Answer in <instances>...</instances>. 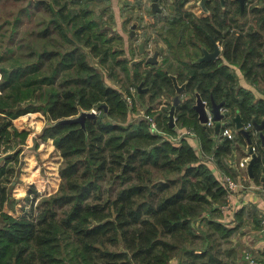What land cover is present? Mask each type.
I'll return each mask as SVG.
<instances>
[{
	"label": "trees",
	"instance_id": "1",
	"mask_svg": "<svg viewBox=\"0 0 264 264\" xmlns=\"http://www.w3.org/2000/svg\"><path fill=\"white\" fill-rule=\"evenodd\" d=\"M188 1L173 0L171 16L157 20L168 45L157 67L132 63L112 31L113 15L96 11L94 0H27L26 16H48L34 18L15 50L10 44L20 18L6 41L0 24V143L8 144L0 155V264H237L236 229L222 222L224 176H232L224 160L245 150L246 138L215 134L193 106L198 93L208 103L224 102L228 127L236 114L243 127L264 121V99L241 87L235 72L256 87L264 83V0H247L242 11L236 0H224V7L209 0V14L201 17L184 8ZM214 43L220 56L195 62ZM121 73L127 83L119 89L112 82L122 81ZM170 74L186 89L174 128L170 105L156 117L157 135L133 116L123 91L131 95L133 86L144 105L142 84L151 101H172ZM93 110L85 128L55 124ZM33 112L47 122L39 138L52 139L61 155V181L54 193L33 200L30 211L13 216L4 207L29 131L12 121ZM256 136L251 131L253 181L260 184L264 150Z\"/></svg>",
	"mask_w": 264,
	"mask_h": 264
},
{
	"label": "crops",
	"instance_id": "2",
	"mask_svg": "<svg viewBox=\"0 0 264 264\" xmlns=\"http://www.w3.org/2000/svg\"><path fill=\"white\" fill-rule=\"evenodd\" d=\"M123 1L124 0H110V15H113V28L112 31H115L117 34H119L123 40L125 41L127 45V41L131 40L133 36H130V33L126 31L127 29V18L123 16L122 7H123ZM129 1V0H128ZM153 2V0H152ZM165 2V0H158L159 7L161 8V3ZM192 3V4H191ZM191 5V7H188ZM172 6V9H171ZM108 7V6H107ZM168 9L167 13H158L153 11L152 9V3L150 5L149 10L147 11V14L150 18V20L153 22L154 20L163 19V17H169L171 16L170 12L173 10V5L171 1L168 2ZM195 7L198 8V10L201 12V14H196ZM185 9L190 10L194 12L197 16H206L208 15L205 11L202 10V8L198 5V2H195V0L188 1L185 6ZM162 9V8H161ZM98 11V10H96ZM164 12V10H163ZM160 15V16H159ZM146 19V18H145ZM164 22H162L163 24ZM134 25V24H132ZM132 28V26H131ZM161 38H160V36ZM159 35H157V42L155 43V49L159 51V55L157 57V62L162 63L163 62V56L168 53V45L166 43V39L164 36V32L161 30L159 31ZM125 50H130L132 54V49L125 46ZM128 55V54H127ZM138 58H140L139 48L137 46V54ZM132 57V56H131ZM157 67V65H147L143 63L141 67ZM160 66V65H158ZM238 78L239 85L251 92L255 95L257 99H264V83L261 82L259 87H256L254 84L252 85L248 81L245 80L243 75L238 71L235 70ZM144 88V87H143ZM139 92V91H138ZM140 94L144 93L142 100L144 101V104L147 106L144 109V105L140 101V109L146 110V108L152 109V104L156 99L153 101L150 100V94L148 93L147 88L142 89ZM163 97V96H162ZM157 99H160L157 98ZM152 111H150L151 113ZM164 112V111H163ZM163 112L158 113L156 116L158 117L160 114H163ZM139 113V112H138ZM135 113H133V116ZM141 114V113H140ZM139 114V115H140ZM168 122H169V112H168ZM45 117L39 113V112H33L28 113L25 115H22L18 117L17 119L13 121H18L22 119H26V123L22 124V128L20 130H26L29 131L28 138L31 137V144L33 143V140L35 138L37 142V147L35 149L36 153L38 154V157L43 161L42 166L48 164L44 173L47 174L45 179H43V175L41 174V166L38 165V157L28 156V160H25L24 165H29V169L32 171V173L24 172L21 173L22 176H19L16 186L13 188V197L15 199V202L13 203L12 210L15 211V214L9 213L13 216H18L17 214L21 215L28 211L30 207H25V209L21 208L19 210L18 206H21V203H23V199H20V195H28L29 189L27 188L28 185H25V183L21 184L19 181L26 182V184H35L34 190L37 194H35L34 197H30L29 199L31 201L38 200V198L51 194L50 192H55L60 184V176H59V170H58V164L61 159V155L59 151L55 148L53 145L52 139H48L46 141H43L42 139H39V134L41 133L42 129L45 127L47 122L41 121L40 118ZM156 118V117H155ZM33 123H36L35 128L33 127ZM31 125V126H30ZM34 128V131L30 129V127ZM231 129L234 131L237 130L235 128V124L233 126H230ZM214 129V125L212 127ZM236 132V131H235ZM254 135H257V133L254 131ZM237 133H235L236 135ZM191 141L195 144V149L199 150V144L197 142V138L194 136H190ZM27 138V142L28 139ZM257 139H259L258 135L256 136ZM29 144V143H28ZM33 151V150H32ZM53 151L57 153V158L55 159L54 164L51 162V160L47 159ZM246 149L240 150L236 148L235 150L231 151V153L228 154V156L224 160V165L228 169V171L232 174L225 175L224 177H232L234 180L239 182L240 186L237 188V190L233 193L226 194L225 196V204L221 207V211L223 212V218L222 222L227 225L229 228H235V232L233 233L231 237V247L236 252V262L237 264H253L251 263L250 259L255 262V264H264V229L261 226V218L264 216V184L261 179L260 184H257L253 181V178L249 177L248 171H247V165L245 167H242L240 165V160L243 159L246 156ZM60 158V159H59ZM32 159L34 160L32 162ZM59 159V160H58ZM58 160V161H56ZM53 165V166H52ZM33 166V167H32ZM35 169L34 171L32 170ZM23 170V169H22ZM218 174V172H217ZM218 176L221 177V174ZM261 177L264 178V175L261 171ZM49 191V192H48ZM49 193V194H48ZM27 199V198H26ZM32 203V202H31ZM15 204V206H14ZM27 204V202H25ZM7 206L5 207V211H7ZM10 208V206H9ZM177 259L171 260L170 264H177Z\"/></svg>",
	"mask_w": 264,
	"mask_h": 264
},
{
	"label": "rangeland",
	"instance_id": "3",
	"mask_svg": "<svg viewBox=\"0 0 264 264\" xmlns=\"http://www.w3.org/2000/svg\"><path fill=\"white\" fill-rule=\"evenodd\" d=\"M198 1L199 0H195V2H198ZM151 3H152V0H129V1L124 0L123 1L122 12H123V16L127 18V23H128L126 31L130 33L132 31V28H131L132 24L136 25L135 28L133 29L134 32H133V37L131 38V40L127 41V45L124 41V49H125V46H127L133 50L132 54H131L132 57L127 55L129 58H132L133 61L140 59L136 55L137 54V46L139 45V43H141V42L145 43L146 42L144 54L146 53V55L147 54L149 55V53H152V51H154L155 43L157 42V40H159V38H157V35H159V30H161L160 27L162 26L163 20L161 22L156 21V20H153V22H152L150 20L148 14H147V11L149 10ZM26 4H27V0H0V24L3 25L2 32L4 33V40L5 41L7 40L9 34L12 33V26H13L12 24L14 23L15 19L17 17L20 18V20L18 21V25H16V30L13 34V36H14L13 37L14 38L13 43L12 44L9 43L13 47L14 50L16 49L17 44L19 42V40H17V39L19 37H23L24 39H26L25 36H26L27 32L31 31L32 27H34V25L36 24V21L34 18H37V17L40 18V17H44V16L47 17L48 16L47 12L38 13L36 17L26 16V14H24V12L22 11V9L25 7ZM110 4H111L110 0H94V2L91 5H95V9L98 10V12L103 11L105 13L103 16L107 17V16H110V11H111V7L109 6ZM160 5H161L162 10L164 9V13H167L168 3L166 2V0H165V2H162ZM188 7H191V5H189ZM195 10H196V12H195L196 14H198V15L201 14V12L198 10V8L195 7ZM160 38H161V36H160ZM151 55L152 54H150L149 56H151ZM120 75H121L120 77H121L122 81H117V82L111 81L113 84H116L115 85L116 88H119V89H121V87H126L123 84L127 83L123 79L124 75L122 73ZM130 88H134V87L130 86ZM145 88L146 87H144V88L142 87L141 90L145 89ZM136 92H137V90H135L133 95H131L132 96L131 100H132V107L134 106V108L136 109V111L134 113L137 117V115H139L142 112L144 113L145 111L144 110L141 111V109H140V99L137 96ZM123 93H124V95H126L125 91H123ZM130 93H131V90H130ZM127 104L129 105L128 101H127ZM170 105H172V101L167 96H163V97L161 96L160 99H156V101L153 102V104L151 106L152 109L150 110V111H152L151 116L157 117L156 115L158 113L163 112ZM146 106L147 105L144 104V109ZM40 119H41V121L46 122V119H44L42 117ZM173 122L175 125V123H176V117L175 116H174ZM12 123L17 130L22 131V130H20V128L23 127L22 124L26 123V119H22V120H18V121H12ZM35 125H36V123H33L34 128H35ZM34 128L30 127V129L32 131H34ZM11 139L13 141H15L13 138H11ZM28 139H29L28 142L26 140V144L23 145L24 150L19 155L20 165H16V172H15L16 177H14L11 181L12 186H8L9 191H10L11 200H9L8 204H6L5 207L7 206V208H6L7 212L13 213V214H15V211L11 209L13 206V203L15 202V199H14L15 197L13 196L14 195L13 194V188L16 186L19 176H22L21 173L24 172V169L26 171L25 173H27V172L32 173V171L29 169V165H24L25 160H28L27 157L30 155L33 157L34 156L38 157V154L36 153L35 150L32 151L29 149V147H31V145H32L31 144V137H29ZM18 140L19 139H16V142ZM7 146H8V144L3 139V141L0 143V155H2V157L4 155H6V154H3V150H4V147H7ZM9 153H11V151ZM9 153H7V154H9ZM46 158L51 160V162L54 164L55 159L57 158V153L55 151H53ZM37 159L39 161L38 165L41 166V174L40 175H43V179L41 180V181H43L45 179V177L47 176V174L44 173V171H42V170L48 169V168H46V167H48L47 166L48 164H46V161H45V165L42 166L41 162L43 161L44 158L41 160L38 157ZM58 160H56V161H58ZM23 161H24V163H23ZM33 161L34 160L32 159V162ZM61 161H62V158L60 159V162L58 164V170H59V166H60ZM32 170L34 171L35 169L32 168ZM262 174H263V170H262ZM19 183H21V184L25 183V185H28L27 188L29 189L28 195H26V196L20 195V199H23V201H24L23 203H21V206H18L19 210H21V208L25 209V207H30V205L32 204L31 203L32 201L29 199V196L34 197L35 194H37V193L35 192V190L33 188L35 184H30V182H29V184H26V182H23V180L19 181ZM50 193H54V191L50 192ZM36 197L37 196H35V199H36ZM25 202H27V204H25ZM9 206H10V208H9ZM14 206H15V204H14ZM32 206H34V204ZM28 211H30V209H28ZM17 215H19V214H17Z\"/></svg>",
	"mask_w": 264,
	"mask_h": 264
},
{
	"label": "water",
	"instance_id": "4",
	"mask_svg": "<svg viewBox=\"0 0 264 264\" xmlns=\"http://www.w3.org/2000/svg\"><path fill=\"white\" fill-rule=\"evenodd\" d=\"M171 2L173 0H170ZM222 2V4L224 3V0H220ZM239 3L240 6V10L242 11L245 3L247 0H236ZM209 2V0H199L198 1V5L202 8L203 11L209 13V10L207 9V3ZM152 9L155 12L161 13L163 12V10L159 7V3L158 0H153L152 2ZM172 9V6H171ZM135 24L132 25V31L130 33V36H133V29L135 28ZM213 51H208L205 48H202V56H200L198 59H196L195 62H209V61H215L221 54V50L219 48V46L214 43L213 44ZM139 48V53L142 55L140 57V59L138 60H134L132 63H139V62H143L145 64H149V65H155L158 64L157 62V57L159 54V51H155L153 53V55L151 56H144V52H145V43L141 42L138 45ZM170 79L172 80L173 83V87L175 89L176 95L173 97L172 99V105L170 107L169 110V126L171 128H174V113H175V108L176 106L181 103L182 99L181 96L183 94V92L186 89V82L183 84H179L178 80H177V76L176 75H169ZM141 88H142V84L138 85V91L141 92ZM208 106L210 108V113L212 116V120L215 122L214 125V132L215 134H218L221 130V121L226 117V113H221V109L224 106V102L221 103H216L213 98H211L210 102L208 103ZM193 109L195 110V112L198 115V119L199 122L202 124H205L208 121V117L206 115V110H205V103L203 101V99L201 98V96L196 93V97H195V103L193 106ZM96 115V113L94 111H90V112H81L78 116L76 117H71V118H65V119H61L59 121H57L55 124H69V123H80L82 128H85V119L87 117H94ZM233 122L235 124V128L238 130L239 133L243 134L246 138V142L247 145L249 146L248 151H246L247 154H249L251 156L248 165H247V171L249 174L250 178L254 177L253 174V164L254 161L257 158V154L255 151H253V143L251 140V131H255L259 137V144L261 146V148H263L264 150V121H262L261 123H257L255 121L252 122V128L251 129H244L243 128V124L241 122V117L239 114H236L233 118ZM33 143L31 145V147H29L30 150H35L37 147V142L34 139ZM262 180H264V178H262Z\"/></svg>",
	"mask_w": 264,
	"mask_h": 264
},
{
	"label": "built area",
	"instance_id": "5",
	"mask_svg": "<svg viewBox=\"0 0 264 264\" xmlns=\"http://www.w3.org/2000/svg\"><path fill=\"white\" fill-rule=\"evenodd\" d=\"M164 10V9H163ZM131 90V95H133L134 91L136 90L135 88H130ZM131 95H124V98L128 101L129 103V107H132V96ZM205 103V110H206V115L208 117V121L205 123V125L207 127H213V125H215V122L212 120V116H211V113H210V108L208 106V102L207 101H204ZM94 112H96L95 110H93ZM227 110L225 108H222L221 109V113H226ZM137 118H141L143 119L148 125H149V128H150V131L153 133V134H157V135H161V130L159 129L158 125H157V121L155 119V117L147 114V113H141L140 115H137ZM226 118V117H225ZM225 118L221 121V133H222V136H226L228 138H232L235 136V133H238V130H233L231 129V127L227 126V122L225 120ZM244 129L248 130V129H251L252 128V125L251 123H248L246 125H244L243 127ZM183 134H188L190 136H194V133L191 131V130H185L183 131ZM249 149V146L247 145L246 147V151H248ZM253 151L256 152V149H255V146L253 145ZM246 156L240 160V165L242 167H245L247 164H248V161L250 159V155L245 153ZM263 175H264V169H263ZM224 182H225V185L227 187V194L229 193H233L237 190V188H239L240 184L239 182H237L236 180L232 179V177H224ZM261 226L262 228L264 229V216L261 218ZM251 263L255 264V262L253 260H251Z\"/></svg>",
	"mask_w": 264,
	"mask_h": 264
},
{
	"label": "flooded vegetation",
	"instance_id": "6",
	"mask_svg": "<svg viewBox=\"0 0 264 264\" xmlns=\"http://www.w3.org/2000/svg\"><path fill=\"white\" fill-rule=\"evenodd\" d=\"M219 2H220V4L222 5V7H224V5L222 4V2L220 1V0H218ZM240 7V6H239ZM207 13V12H206ZM207 14H209V13H207ZM218 45V44H217ZM219 46V45H218ZM214 47V46H213ZM219 48H220V50H221V47L219 46ZM155 51H157V49H154V51H152V53H149V55L150 54H152L153 55V53L155 52ZM208 51H213V48L211 49V50H208ZM148 54L146 55L147 57L149 56ZM159 55V54H158ZM202 56V55H201ZM155 65H160L161 66V63H158V64H155Z\"/></svg>",
	"mask_w": 264,
	"mask_h": 264
}]
</instances>
